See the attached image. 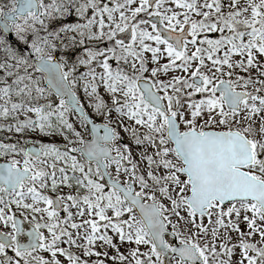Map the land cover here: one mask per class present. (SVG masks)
<instances>
[{
    "label": "snow or ice",
    "instance_id": "snow-or-ice-1",
    "mask_svg": "<svg viewBox=\"0 0 264 264\" xmlns=\"http://www.w3.org/2000/svg\"><path fill=\"white\" fill-rule=\"evenodd\" d=\"M0 131V264H264V0H0Z\"/></svg>",
    "mask_w": 264,
    "mask_h": 264
},
{
    "label": "rangeland",
    "instance_id": "rangeland-1",
    "mask_svg": "<svg viewBox=\"0 0 264 264\" xmlns=\"http://www.w3.org/2000/svg\"><path fill=\"white\" fill-rule=\"evenodd\" d=\"M168 6H171V5H168ZM149 30H151V29H149ZM149 43H151V42H149ZM146 55H149L150 56V53L149 54H146ZM162 62H167V61H162ZM113 67H115V64L113 63ZM87 69H85V68H80L79 69V72H83V71H86ZM97 71L99 72L100 71V69H97ZM176 74H183V73H181V72H179V71H177V73ZM82 83V82H81ZM78 94L83 98V90H82V87H80L79 89H78ZM101 94L102 95H104V91H103V89H101ZM17 135H20V139L22 140V139H24V138H29V139H36L37 138V136H36V134H32V133H29L28 134V137H21V134H16V133H7V136L8 137H11V139H8V141L6 142V143H12V142H15L14 140H13V138H15ZM121 135H125L126 136V134H124L123 132H121ZM45 141L47 142V138H45ZM56 142H58V143H64L65 141H63L62 140V138H60V137H57L56 138ZM124 142H127V139L124 141ZM135 154V153H134ZM19 158V157H18ZM60 166H62V165H60ZM69 190L67 189V188H63L62 189V194H65V193H67ZM48 194H54L55 195V193H51V192H48ZM63 215H65L63 212H61V216H63ZM123 250V249H122ZM145 250V249H144Z\"/></svg>",
    "mask_w": 264,
    "mask_h": 264
},
{
    "label": "bare ground",
    "instance_id": "bare-ground-1",
    "mask_svg": "<svg viewBox=\"0 0 264 264\" xmlns=\"http://www.w3.org/2000/svg\"><path fill=\"white\" fill-rule=\"evenodd\" d=\"M20 139V138H19Z\"/></svg>",
    "mask_w": 264,
    "mask_h": 264
}]
</instances>
